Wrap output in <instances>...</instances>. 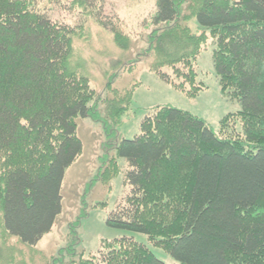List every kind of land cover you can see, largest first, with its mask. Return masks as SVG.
Here are the masks:
<instances>
[{
  "label": "trees",
  "instance_id": "16d2710c",
  "mask_svg": "<svg viewBox=\"0 0 264 264\" xmlns=\"http://www.w3.org/2000/svg\"><path fill=\"white\" fill-rule=\"evenodd\" d=\"M75 1L118 47L131 48L102 6ZM155 7L145 50L151 70L197 96L204 86L196 62L212 37L222 89L243 108L216 132L188 110L156 106L133 139L115 145L131 189L107 223L145 233L179 264H264V0H155ZM193 18L202 32L189 25ZM77 27L37 0H0V228L30 247L62 212L66 171L83 152L77 118L96 119L97 90L74 59ZM107 89V117L119 125L133 89ZM120 171L114 157L101 177ZM97 254L79 264H166L132 237L104 241Z\"/></svg>",
  "mask_w": 264,
  "mask_h": 264
},
{
  "label": "rangeland",
  "instance_id": "374dc122",
  "mask_svg": "<svg viewBox=\"0 0 264 264\" xmlns=\"http://www.w3.org/2000/svg\"><path fill=\"white\" fill-rule=\"evenodd\" d=\"M37 1L55 20L78 26L74 59L77 64L81 63L97 90L98 97L91 101L96 119L77 118L83 152L66 171L62 185L63 208L53 229L37 246L30 247L16 238L3 237L0 228V264H79L82 256H98L104 241L122 237H132L147 245L166 264H179L145 233L108 225L111 212L131 189L124 180L127 162L117 157L115 145L121 140L133 139L140 132L145 116L159 105L188 110L202 117L216 132L225 115L242 110L241 102L222 89L213 63L214 39L209 38L196 62L198 80L204 88L197 96L190 97L151 70L152 57L146 56L145 50L150 47L155 0H91L102 6L105 16L131 37L129 50L118 47L112 33L87 15L77 1ZM188 23L194 32H202L196 18ZM118 62L124 64L120 66ZM129 64H134V68L130 70L126 66ZM109 83L115 89H133L130 109L119 125L109 122L106 113L104 99L113 96L107 89ZM235 129L242 131L240 121L236 122ZM114 157L121 171L112 180L105 181L101 173Z\"/></svg>",
  "mask_w": 264,
  "mask_h": 264
}]
</instances>
